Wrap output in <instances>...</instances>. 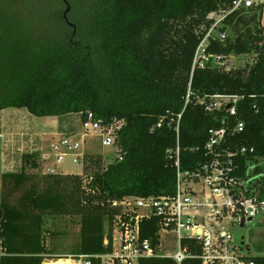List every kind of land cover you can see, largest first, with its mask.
Here are the masks:
<instances>
[{"label": "trees", "instance_id": "trees-1", "mask_svg": "<svg viewBox=\"0 0 264 264\" xmlns=\"http://www.w3.org/2000/svg\"><path fill=\"white\" fill-rule=\"evenodd\" d=\"M234 1L69 0L73 27L63 17V0H0V111L24 108L38 118L80 114L84 122L92 113L103 125L123 121L116 141L121 158L105 166L101 155H86L85 177L31 172L42 165L36 153L24 155L21 171L3 174L0 264L60 258L46 243L48 215L81 217V240L72 254L109 251L105 239L111 240L121 213L115 201L175 193L177 167L168 149L179 144L183 171L205 161L209 130L220 127L224 111L207 112L200 97L244 95L239 117L245 130L231 137L232 145L254 147L264 158V28L245 16L264 3L227 14L221 28L226 38L216 33L206 48L225 57L255 55L254 63L226 70L210 57L194 65L215 22L211 14L229 11ZM239 21L245 28L235 36ZM168 111L182 113L178 133L168 119L157 127ZM261 171L264 165L255 168ZM256 185L264 198V177ZM158 227L156 217L144 218L142 238L157 245ZM183 244L192 255L201 251L194 240ZM251 257L264 264V256ZM141 264L177 262L152 257ZM182 264L201 262L187 258Z\"/></svg>", "mask_w": 264, "mask_h": 264}, {"label": "built area", "instance_id": "built-area-1", "mask_svg": "<svg viewBox=\"0 0 264 264\" xmlns=\"http://www.w3.org/2000/svg\"><path fill=\"white\" fill-rule=\"evenodd\" d=\"M262 3L264 0H235L233 7L222 18L215 20L204 37L196 52L194 65L203 66L205 60L212 57L226 70H230L224 62L225 56L207 54L210 38L217 33L219 23L223 22L227 14ZM217 34L221 40L227 36L221 31ZM201 48L203 54H200ZM189 97L190 91L187 103ZM244 98V95L222 94L200 97L198 101L207 112L224 111L220 127L209 130L205 161L193 170L183 171L179 144L175 149H168L167 153L177 167L175 193L138 198L128 196L115 201L114 205L121 208V213L112 224L111 240L105 239L106 245L111 243V249L95 255L70 254L60 260H70L68 264H93L94 259H98L100 264H141L146 258L170 257L177 264H182L187 258H198L201 264H256L251 259L250 248L245 242H238L231 232V226L242 227V223L245 226L257 216L264 219V198L260 197L256 185L258 179L264 177V171L255 173L256 167L264 165V158L255 155L254 147L245 144L233 146L231 140L235 134L245 130V121L239 117V103ZM253 107L257 109L256 104ZM181 118L182 113L175 117L168 111L157 127H161L168 119V124L176 122L178 133ZM122 125L121 120L103 125L101 121L94 120L92 113L84 122L86 131L100 132L104 146L117 145V131ZM87 134L83 133V137ZM80 147V141H75L71 135H62L52 145L56 164H61L66 157L71 156L74 163L84 165L86 154L77 152ZM116 158H121L120 154ZM56 167L52 165L47 173H57ZM151 217L158 219L157 245L141 236V221ZM184 239L198 243L200 253L192 255L188 246H184ZM165 243L172 247V252H162Z\"/></svg>", "mask_w": 264, "mask_h": 264}, {"label": "rangeland", "instance_id": "rangeland-1", "mask_svg": "<svg viewBox=\"0 0 264 264\" xmlns=\"http://www.w3.org/2000/svg\"><path fill=\"white\" fill-rule=\"evenodd\" d=\"M64 9V8H63ZM64 11V10H63ZM227 11H220L214 15H211L214 20L222 18ZM248 19L255 18V20L259 21L260 24L264 28V8L252 10L246 12L245 15ZM237 19H241L238 17ZM249 22V21H248ZM247 23V22H245ZM223 22L219 23L216 31L217 33L221 31L223 27ZM245 28V24L242 21L237 23V27L234 29V35L236 36L238 32ZM228 33H230V27H227ZM204 48V47H203ZM203 48L200 49V54H203ZM224 62L227 64V68L237 69L239 67H244L247 64H252L255 62V55H231L227 56L224 59ZM61 119L68 120L71 122H79V125L72 126L74 133H66L68 135L71 134L72 139L75 141L81 142V147L78 149V153L86 154V155H101L104 160V165L107 166L109 163L114 162L116 157H118V146L116 144L110 146H104L102 143V137L99 131L89 130L86 131L84 128V121L80 117V114H69L65 116H61ZM80 119L82 122H80ZM64 124V123H61ZM73 124V123H72ZM68 131L67 129H65ZM88 132L89 134L86 137H83V133ZM48 154L45 157L39 156V160L41 162V168L37 170H33L34 172L40 176L44 175V173L48 172V169L52 168V165L57 166V171L63 174H83L85 177L86 171L84 170V165L76 164L73 162V158L68 156L65 158L61 164H56L55 151L52 146L47 150ZM48 162V163H47ZM51 164V165H50ZM88 173V172H87ZM90 173V171H89ZM80 219L81 217L78 215H59V216H46L45 226L47 227L46 233V243L49 248L54 251L56 255H60L65 257L67 255L72 254V252L77 248L78 244L81 240L80 233ZM231 232L235 236V239L238 242H245L250 248L251 256H264V224L263 217L257 216L251 222L247 223L245 226H231ZM244 238V240H243ZM170 240H168L169 244ZM172 247H168L166 243L164 244V249L162 252H172Z\"/></svg>", "mask_w": 264, "mask_h": 264}, {"label": "crops", "instance_id": "crops-1", "mask_svg": "<svg viewBox=\"0 0 264 264\" xmlns=\"http://www.w3.org/2000/svg\"><path fill=\"white\" fill-rule=\"evenodd\" d=\"M80 122H82L81 119ZM75 125H79V122H71L70 119L63 120L61 117L38 118L24 108L1 110L0 200L3 174L21 171L24 165V155L26 154L36 153L41 157L47 156V150L53 143L59 141L62 135L74 133L71 127ZM67 127L68 131L65 130ZM55 256L60 258L58 260L56 258L46 259L43 264H59L60 259L63 257L56 254Z\"/></svg>", "mask_w": 264, "mask_h": 264}, {"label": "water", "instance_id": "water-1", "mask_svg": "<svg viewBox=\"0 0 264 264\" xmlns=\"http://www.w3.org/2000/svg\"><path fill=\"white\" fill-rule=\"evenodd\" d=\"M65 5H66V9L64 11L63 17L65 18V20L72 25L73 27H75V25H73L72 23H70L69 18H68V14L71 11V5L69 3V0H63ZM244 226V223H242V227ZM244 239V238H243ZM244 243V242H243Z\"/></svg>", "mask_w": 264, "mask_h": 264}, {"label": "bare ground", "instance_id": "bare-ground-1", "mask_svg": "<svg viewBox=\"0 0 264 264\" xmlns=\"http://www.w3.org/2000/svg\"><path fill=\"white\" fill-rule=\"evenodd\" d=\"M61 262H59V264H64V263H70V260H67V261H62V260H60Z\"/></svg>", "mask_w": 264, "mask_h": 264}]
</instances>
